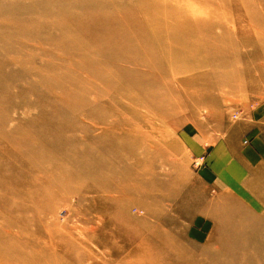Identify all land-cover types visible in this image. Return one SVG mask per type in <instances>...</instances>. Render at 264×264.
Masks as SVG:
<instances>
[{
	"label": "bare ground",
	"instance_id": "bare-ground-1",
	"mask_svg": "<svg viewBox=\"0 0 264 264\" xmlns=\"http://www.w3.org/2000/svg\"><path fill=\"white\" fill-rule=\"evenodd\" d=\"M207 1L0 0V47L4 49L0 70L18 65L25 72L33 71L35 80L25 79L19 72L14 79L29 92L41 89L40 96L52 101V110L46 107L29 121L36 123L34 131L24 122L11 125L8 111L0 109V156L4 157L0 161V264H95L101 259L89 250L92 245L113 248L114 253L107 249L99 255L114 261L121 257L123 264H154L156 259L155 264H165L171 254L179 253L173 236L161 233L153 222H143L140 227L141 222L129 218L125 210L131 195L135 199L150 197L149 190L135 180L141 179L146 155L152 149L160 150L168 137L152 125L150 132L146 130L149 117L174 115L178 100L168 79L175 78L180 67L201 70L210 65L211 76L200 77L207 88L218 91L238 87L235 76L252 68V56L244 54L240 60L225 57L223 53L232 48L228 32L239 31L233 23L236 18L232 24L227 22L228 14L219 3L222 0L214 2L217 7ZM238 1L241 18L247 21L246 28H239L252 35L250 43L261 44L262 51L255 55L261 56L264 4ZM43 14L47 22L40 23ZM192 27L211 32L206 44L211 43L208 48L218 58L211 62L197 58L204 47L197 44L198 37L187 36ZM38 42L60 52V62L36 45ZM15 43H24L19 52L13 50ZM28 44L49 56L42 68H32L35 55L25 51ZM257 67L258 82L264 81V63ZM45 73L49 75L44 77ZM8 79L1 73L0 87ZM64 198H77L75 209L91 214L96 225L79 228L72 223L66 229L49 217ZM240 202L256 205L249 198L242 197ZM96 206L107 211L99 213L93 209ZM152 206L163 211L159 203L153 201ZM262 211L264 207L260 215ZM249 215L245 226L253 231L227 236L241 246L223 245L219 257L230 253L228 256L244 264H264V220L255 218V213ZM107 216L114 223L133 222L131 239L128 229L124 241L119 227L110 230Z\"/></svg>",
	"mask_w": 264,
	"mask_h": 264
},
{
	"label": "rangeland",
	"instance_id": "rangeland-1",
	"mask_svg": "<svg viewBox=\"0 0 264 264\" xmlns=\"http://www.w3.org/2000/svg\"><path fill=\"white\" fill-rule=\"evenodd\" d=\"M216 1L208 0L207 2L215 6L214 2ZM237 1L222 0L219 2L221 9L228 14L226 15L227 22L232 24L233 18H236L233 23L238 25L239 30L236 33L228 32L232 48L227 49L223 54L225 57L231 56V58L238 56V60L245 58L244 54L252 56L253 59L249 64L252 68L250 69L248 66L251 70L249 72L252 73L247 72V69L242 72V69L234 78L240 83L238 87L225 86L218 91H211V88L205 86L206 82L202 80L204 77H200L202 75L211 76L210 65V68L201 70L180 67L178 75L173 79H168V84L173 87L174 93H171L178 100L176 106H173L174 115L160 118L153 116L149 117V122H146L147 132L151 131L149 125H152L158 132L167 134L168 137L162 140L163 146L160 150L152 149L146 155L142 163L144 165L140 167L141 179L135 180L139 186L144 185V188L149 190L150 197L148 196L147 200L143 198H136L138 199L136 200L135 195H131L125 212L138 224L141 222L140 227L143 222H153L151 224L157 225L161 233L169 234V237L173 236L178 242L177 251L179 253L171 254L170 258L163 261L165 264H201L202 262H204L203 264H209V262L211 264H244L240 259L236 260L235 256H228L230 253H223L219 257L218 249L221 250L223 245L225 248L241 246H235L231 243L230 237L227 239L226 237L231 234H240L242 231L248 232V234L253 231L245 226L246 222H249L246 219L249 212V216H253L255 213V218L260 216L264 220V211L261 212V215L259 214L261 208L264 207V81L258 82L257 75V72L260 71L257 65L260 62L264 63V54L255 56L262 51L261 44L259 42L250 43L253 41L252 35L242 33L240 30L239 25L246 28L247 21L242 20L243 13L242 10L237 9L240 5V2ZM240 1L247 4L252 0ZM255 1L261 6L264 4V0ZM239 17L242 18L239 19ZM38 20L40 23L47 22L44 14L39 15ZM190 29L196 31L191 32ZM190 29L187 30V36L198 37L197 44L204 47L203 52L200 51L197 58L209 62L215 57L218 58L219 55L216 56L215 51L208 48L211 43L209 46L206 44L211 37V32H207L201 27ZM196 34L198 36H195ZM23 44L16 45L15 43L13 50L19 52L18 48ZM36 45L51 52L57 58L56 62H60V52L53 46L47 43L43 44V42H38ZM3 50L1 46L0 59L4 57ZM38 50L40 49L32 48L29 44L25 48L28 54L35 55L32 65L29 63V59L27 60L33 69L42 68L43 63L49 57L37 53ZM11 56L14 55L11 54ZM72 58L75 57L72 56ZM16 72H19L21 76H26L25 79L31 81L36 79L33 77V71L25 72L24 68H19L18 65L3 67L0 74L3 73L10 81L8 84L3 81V85L0 87V109L4 112L8 111L11 125L14 124V121H17L16 124L24 122L29 131L31 128L34 131L36 123L29 121L37 119L41 112L47 109L48 111L52 110L50 108L52 101L49 102L40 96L42 95L41 89L29 92L27 88H21L19 80L14 79ZM48 75L49 73H45L44 77ZM197 78L198 81H195ZM200 158H203L202 163L195 166V160ZM1 159L4 157L0 156V161H2ZM123 171L124 169L120 170V172ZM210 174L211 182L207 180L210 178ZM130 176L133 179L132 172ZM175 191L178 193L177 197L174 196L176 195ZM242 197L249 198L256 205L249 206L248 203L240 202ZM153 201L162 205V212L152 206ZM89 204L92 205L91 202ZM77 205V198L60 199L55 211L49 217L66 229L70 228L69 225L72 223L79 228L95 226L97 220L93 219L91 214L85 215L77 211L75 209ZM149 208L153 212L150 215L148 214ZM258 208H260L259 211H257ZM93 209L99 213L100 210L107 211L99 206ZM231 213L235 216L233 217ZM111 217H115V215L112 213ZM111 217H105V220H109L108 223L111 224L109 229L115 231V226L119 227L124 233L122 241L127 236L125 233H128L126 232L128 229V240H130L133 222L131 223L130 220L128 222L116 221L115 224ZM227 217L230 218L227 219ZM220 239L226 240L222 243ZM88 248L97 258L101 259L95 264H123L121 257L114 261L104 259L99 255V251H107V249L114 253L113 248L108 247L103 250L100 245H92ZM250 249L252 248L250 247ZM124 254L122 255L124 256ZM219 259L223 262H217L220 261ZM158 262L159 259H156L152 263ZM125 264L131 263L125 262Z\"/></svg>",
	"mask_w": 264,
	"mask_h": 264
},
{
	"label": "built area",
	"instance_id": "built-area-1",
	"mask_svg": "<svg viewBox=\"0 0 264 264\" xmlns=\"http://www.w3.org/2000/svg\"><path fill=\"white\" fill-rule=\"evenodd\" d=\"M202 161H203V158H200V159H196L195 160V166H199L201 163H202Z\"/></svg>",
	"mask_w": 264,
	"mask_h": 264
},
{
	"label": "crops",
	"instance_id": "crops-1",
	"mask_svg": "<svg viewBox=\"0 0 264 264\" xmlns=\"http://www.w3.org/2000/svg\"><path fill=\"white\" fill-rule=\"evenodd\" d=\"M253 156V155H252ZM254 157V156H253ZM250 158H251V156H250ZM203 176H204V174H203ZM205 177V176H204ZM207 179V178H206ZM208 181H210L211 182V174H210V178L209 179H207Z\"/></svg>",
	"mask_w": 264,
	"mask_h": 264
}]
</instances>
